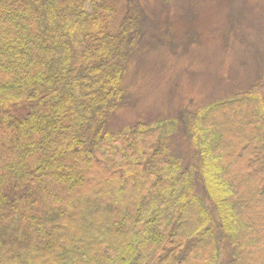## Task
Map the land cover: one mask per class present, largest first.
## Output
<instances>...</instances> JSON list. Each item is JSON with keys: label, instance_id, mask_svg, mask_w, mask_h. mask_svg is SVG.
I'll list each match as a JSON object with an SVG mask.
<instances>
[{"label": "trees", "instance_id": "1", "mask_svg": "<svg viewBox=\"0 0 264 264\" xmlns=\"http://www.w3.org/2000/svg\"><path fill=\"white\" fill-rule=\"evenodd\" d=\"M138 5L112 32L113 0H0V264H264L258 90L185 104L186 167L166 125L105 132L151 34Z\"/></svg>", "mask_w": 264, "mask_h": 264}, {"label": "rangeland", "instance_id": "2", "mask_svg": "<svg viewBox=\"0 0 264 264\" xmlns=\"http://www.w3.org/2000/svg\"><path fill=\"white\" fill-rule=\"evenodd\" d=\"M126 1L113 0L117 11L112 32L126 12ZM137 4L150 22L151 37L129 61L121 89L130 101L116 111L105 132L129 131L137 123L166 125L171 129L170 153L185 166L188 147L175 121L187 102L192 111H201L252 89L264 95V0ZM197 194L201 198L200 189ZM219 250V262L225 263L231 245L226 240Z\"/></svg>", "mask_w": 264, "mask_h": 264}]
</instances>
